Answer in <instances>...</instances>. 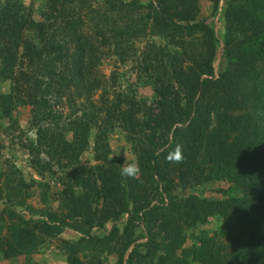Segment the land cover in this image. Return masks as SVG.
<instances>
[{
    "label": "rangeland",
    "instance_id": "374dc122",
    "mask_svg": "<svg viewBox=\"0 0 264 264\" xmlns=\"http://www.w3.org/2000/svg\"><path fill=\"white\" fill-rule=\"evenodd\" d=\"M6 1L23 4L33 15L13 12L7 25L0 22V264H117L120 258L126 264L135 246L132 264H184L176 262L182 250L199 245L201 233L210 237L216 231L215 243L221 245L215 260L223 254L233 257L240 237L221 236L224 223L216 217L223 208L233 211L226 193L232 183L211 179L205 165L213 160L215 168L221 157L206 145L221 127V118L211 115L207 125L199 126V146L183 145L188 155L182 147L184 160L179 164L166 159L176 147L171 135L168 141L159 137L154 141L156 136L147 129L131 133L133 128H126L121 118L127 100L139 105L140 111L129 110L139 121L155 113V87L142 67L149 50H163L161 46L172 54L198 50L207 57L209 41L199 32L158 36L150 32V18L138 21L158 15L166 5H171L169 12L179 11L184 7L181 0H0V4ZM192 4L197 8L194 20L179 24L185 28L203 24L213 30L210 42L215 51L213 75H200L199 80L233 74V64L242 60L225 55L226 26L234 31V24L247 18L238 11L245 2ZM99 15L111 22L97 25ZM40 19L44 27L34 31L32 21ZM259 21H264V14ZM87 45L93 48L89 65L94 77L103 81L101 89L87 99L76 92L60 99L51 91L45 96L49 105L41 106L43 86L34 85L35 78L41 79L51 64L59 70L74 67L77 55L88 58L83 53ZM42 47L44 58L37 60ZM90 107L101 111L95 113L96 123L85 120L93 125L83 133L77 122ZM181 127L177 123L171 132ZM231 159L221 157L222 169ZM132 161L138 162L140 174L135 179L122 177L120 166ZM72 193L87 201L79 218L71 217ZM204 200L217 206L206 208L204 224H193L189 209ZM256 264H264V258Z\"/></svg>",
    "mask_w": 264,
    "mask_h": 264
},
{
    "label": "trees",
    "instance_id": "16d2710c",
    "mask_svg": "<svg viewBox=\"0 0 264 264\" xmlns=\"http://www.w3.org/2000/svg\"><path fill=\"white\" fill-rule=\"evenodd\" d=\"M193 1L181 0L180 3L184 7L179 11L169 12L168 8L171 5L163 6L158 10V15L151 17L148 15L145 19L140 18L138 21L150 18V25H148L150 32L158 36H162L161 33H167L166 35L171 33L178 37L180 33L187 32V30L199 32L204 39L209 41L207 57L198 50L189 53L183 51L182 54L176 52L172 54L169 50L166 52L163 46H161L163 50H149V54L144 56L142 67L143 73L155 87V113H151L145 121H139L135 113L132 110L129 111L130 107L135 108V112L140 111L139 105L127 100L125 104L128 108L121 112V118L126 128L129 130L133 128L131 133L135 130L140 132L147 129L156 136L154 141L158 140L157 137L168 141L171 135L174 146L181 145L185 149V155H188V151L183 145L189 146L195 142L198 146L200 144L202 132L199 126L207 125L211 115L221 118V127L212 132L206 145L210 152H214L213 154L218 153L221 157L231 156L232 159L229 160L226 170L222 169L221 157L215 160V168L212 166L213 160L206 161L205 165L211 179L216 176V178L227 179L232 183L226 193L230 197L229 204L233 207V211L229 212L227 208H223L216 217L224 223L219 230L221 236H228L232 233L239 235L238 248L234 250L233 257L227 258L226 254H223V258H218L219 261H216L215 250H219L220 247L217 246L221 245L215 243L218 233L216 231L208 237L204 232L197 237L199 245H192L189 251L183 249V255L178 257L176 262L187 264L190 257L191 264L205 262V259L210 260L208 264L213 262L216 264H256L264 258V21H259L264 14V0H242L245 5L238 11L241 15L247 14V18H241L237 24L235 23L234 31L226 26L228 35L225 36V55L229 57V60L235 58L237 62L242 60V63L233 64V74L222 72L217 80L213 78L199 80L200 75L205 74L210 77L213 75L215 51L210 42L213 38V30L203 24L193 23L187 28L179 24L189 25L194 20L197 8L192 4ZM17 4L11 2L8 5L7 1L0 4L2 24L7 25L13 12L21 11L23 14L33 15L26 10L23 4ZM230 9L232 10V6ZM96 20L97 25L111 22V18L106 15H99ZM255 21H258L257 25ZM32 22L34 31L44 27L42 19ZM141 27L145 29L146 23L142 22ZM249 30L250 32L247 33ZM241 33L247 34H243L240 38L238 35ZM44 44L41 43L42 46ZM84 49L83 53H86L88 58L81 55L82 53L77 55L76 59L79 61L74 67L59 70L51 64L48 66L51 68L47 67L43 73L40 72L42 73L41 79L35 78L33 84L43 86L44 96H42L41 106L49 105L47 100L49 98L45 96L51 91L56 98L60 99L75 92L78 96L83 95L87 99L96 90L101 89L104 83L98 77H94L92 66L89 65L93 51L92 45H87ZM37 53L36 59L42 60L45 54L43 47ZM182 92L183 97L180 94ZM97 109V107H90V110L83 114L84 120L80 119L77 122L79 125L74 124V126L77 125L78 130L84 133L88 129L87 126L93 125L85 120H95L96 123L95 113L98 115L101 111ZM108 113H110L109 109ZM177 123L182 127L171 132ZM192 126L195 127L194 130ZM178 136L181 140L175 141ZM229 139L232 140L231 143H228ZM143 140L147 142L146 138ZM198 146L196 147L199 148ZM74 184H79L78 179ZM89 186L91 187V184ZM69 199L73 203L71 217H81V211L87 205L85 197L81 196L76 199L72 193ZM225 205L229 206L228 201ZM216 206L217 204L204 200L203 203L189 209L192 223L204 224L209 216L206 208L211 209ZM61 229L57 227L58 232ZM83 232L88 233V230ZM149 234H151L150 230ZM135 247L128 253L126 264H132L136 252ZM122 259L120 258L117 264H123Z\"/></svg>",
    "mask_w": 264,
    "mask_h": 264
},
{
    "label": "clouds",
    "instance_id": "9594fccd",
    "mask_svg": "<svg viewBox=\"0 0 264 264\" xmlns=\"http://www.w3.org/2000/svg\"><path fill=\"white\" fill-rule=\"evenodd\" d=\"M166 159L170 163H182L184 160L183 149L181 145H177L174 150L168 153ZM140 174V168L137 161L126 162L120 166V175L126 178H137Z\"/></svg>",
    "mask_w": 264,
    "mask_h": 264
}]
</instances>
